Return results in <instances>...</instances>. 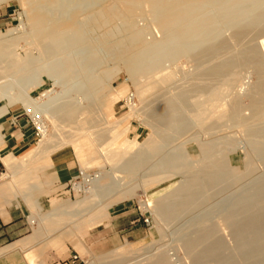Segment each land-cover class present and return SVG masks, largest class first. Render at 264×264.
<instances>
[{"label": "bare ground", "instance_id": "6f19581e", "mask_svg": "<svg viewBox=\"0 0 264 264\" xmlns=\"http://www.w3.org/2000/svg\"><path fill=\"white\" fill-rule=\"evenodd\" d=\"M24 1L27 4L26 17L32 26L31 29L27 32L20 27L22 30L20 29L19 34L9 39L0 36V98L7 100L0 110H4L6 106L18 101L26 106L24 109L28 113L40 121L41 135L36 146L30 152H37L38 155L43 153L42 155H44L55 151L63 144L62 141V143L50 141L54 135L48 134V125L43 117L45 115L51 119V124L55 129L60 120L65 123V126L72 125L71 122L75 116L86 113L87 117L84 118V116L82 121L83 126L78 127L75 131L79 130V134L81 130L91 131L92 123L95 120L92 95L102 85L104 78L111 73L108 68L101 74H94L92 68L106 63L105 59L121 63L134 88V93L124 94L128 111L138 116L143 114L145 121L152 120L148 122L151 132L140 146L137 145L136 141L124 138L127 127L119 128L118 122L110 127L115 130V133L112 139L107 143L105 142L106 144L103 143L101 156L111 163V182L106 185L100 183L106 173H97L90 177L83 168L80 169L83 182L88 187L83 189L80 184L76 186L77 190L83 189L82 191L87 194L72 205L76 208L77 224L72 227L67 223L56 226L54 223L46 224L45 222L46 228L51 232L61 231L65 237L72 239L73 243L79 246V249L87 252L80 240L79 229L81 226L82 228L83 226H91L96 222L103 214L102 210L111 204V200L115 196L131 197L133 187L127 188L128 185H125L126 189L117 191L115 188L117 185L121 188L122 185L118 184L122 180V176L119 174L126 172H128L127 174H136V167L141 162L144 165L143 170L150 168L151 171L137 177V184L146 196L145 207L153 215L157 231L160 234L166 231L176 233L178 235L176 240L190 254L191 264H212L214 261L212 257L221 248L220 238L214 239V235L219 233L221 229L208 226L209 222L206 223V221L209 219L202 218L201 220L202 215L206 212L201 210L202 213L194 215H189V213L201 204L200 200L207 198L205 194L207 191L210 192L208 189L211 186L225 181L223 180L226 177L225 174L228 173L233 179H239L238 177L242 176L250 169V165L253 166L252 164H254L252 162L249 165L246 164L243 171H239L237 166L229 167L232 155L240 149L238 147L240 141L237 143L229 135L221 134L224 127L239 128L240 136H243L244 140L247 141L248 150H251L252 154L257 152L260 157V153H264V37L258 41L261 39L258 38L259 35L264 36V0ZM95 4L97 7L93 8L92 5L95 6ZM139 12H142L150 23L156 25L157 36L147 39L146 30L137 28L134 23L137 21L134 14ZM80 14H84V16L81 15L82 18H80ZM116 20H121L122 23L120 22L118 27H109ZM89 26H93L95 29L104 26V32L100 34L101 38L98 40L91 39L92 36L87 34V27ZM107 26L108 28H105ZM123 29L128 30L126 37L120 38L117 35L116 37L115 34L120 33ZM15 30L18 31L19 29ZM22 35H26L27 40L30 41L28 47L32 45L30 50L24 51V56H20L15 48H12L15 40L20 39ZM93 38L95 37L93 36ZM76 50L80 53L79 57L82 61L78 67L74 62L75 57L71 56V53L76 55ZM100 50H103V56L98 54ZM185 63L190 64V73L189 70L188 72L182 71ZM245 69L250 70L254 76L252 82L244 81L242 74ZM180 70L181 75H188L191 79L187 85L182 86L174 83ZM42 73L52 79L54 84H57L59 80L67 82L70 78L77 80L79 76L82 77L79 78L83 80V83L78 79L80 82L78 85L81 84L79 87L67 89L68 93L71 91L75 93L70 97L71 99L69 98L71 103L68 101L61 102L60 95L52 96L50 90L44 91L41 96L45 98L38 101L41 96L36 99L32 98L29 89L43 84ZM7 74L16 77L15 88L3 84V76H8ZM77 74L76 78L74 75ZM73 76L74 78H72ZM157 78L163 81L157 82ZM78 80L75 82L78 83ZM69 82L72 83L71 80ZM78 85L76 84V86ZM71 86L73 85L71 84ZM156 89L160 90L157 91L159 98L155 104L151 100L153 102L151 105V102L148 103L149 95L155 94L156 92L153 93L152 91ZM63 93L61 92V94ZM129 94H132L133 100ZM95 107L97 109V106ZM58 118H60L59 121H57ZM79 121L81 120L79 119ZM100 122L102 119L98 123ZM94 124L97 125V123ZM77 126L72 127L73 130ZM194 128L197 131L191 133L190 130ZM71 133L70 135H72ZM62 138L65 139V137ZM100 138H102V133L96 132L94 140L98 141ZM78 140H72L76 147L80 145ZM106 140L104 139V141ZM65 141L68 142L66 139ZM191 141L196 145L195 151L198 155L195 154V157L189 153L190 147L187 146ZM116 142H118V149L113 147ZM133 146L140 147L137 155L127 158L122 155L123 152L120 150H128ZM246 151L242 153L246 154ZM27 155L23 156L27 157ZM28 158L30 157L26 158V162L32 159L27 161ZM34 158L39 160L41 157L35 156ZM22 159L23 157L19 161ZM37 159L32 161L36 162ZM16 160L18 161V158ZM24 160L22 163L19 162L22 166ZM122 160V165L118 166ZM11 161L2 162L10 168ZM13 161L15 160L13 159ZM244 161L246 163V159ZM21 165L18 166L21 167ZM169 175L174 176V179L169 181L172 183L171 187L161 190V193L153 199L148 198L160 186L159 180ZM232 182L234 184V181ZM213 190L215 191V189ZM107 195L108 198L104 201L94 199V197L102 198L103 196L107 197ZM261 199L264 201L263 198ZM263 201H260L262 205H264ZM231 202L233 203V201ZM231 202H228L231 206L224 202L226 205L223 206L224 213H233L234 209L235 211L238 210H236V204H231ZM238 205L240 203H237ZM217 206L221 207L219 204ZM261 206L258 205V207ZM212 207H214L213 209L216 208V221L220 225L224 216L222 208L216 207V205ZM260 209H263L264 212V206ZM235 211L236 217L239 216V212L236 213ZM71 212L72 210L66 214L65 212L61 214L67 215ZM220 214L223 216L220 217ZM229 214H225V216L232 215V217L230 216L231 219L229 218L230 220L227 221L225 217L224 221L232 223V218L234 219L235 215ZM238 218H235L233 224L235 222L239 224ZM188 219L191 220L189 222L193 220L199 225L191 228L193 226L191 224V226L189 225L190 228L185 229L186 224L183 222ZM46 221L49 222V220ZM203 223L204 225H201ZM45 224L41 223L43 228ZM182 224L184 228L181 229ZM241 227L231 231L237 233V238H244L243 233L251 232L250 227L244 226V228L243 225ZM45 229L44 231L47 233ZM42 231L41 233H43ZM259 232H261L260 229ZM246 238L250 241L251 236ZM143 253L147 254L148 251ZM153 254L154 256L145 264H174V258L172 259L167 251L158 252L157 250ZM145 257L147 258V256ZM217 261L219 263L222 259Z\"/></svg>", "mask_w": 264, "mask_h": 264}, {"label": "rangeland", "instance_id": "374dc122", "mask_svg": "<svg viewBox=\"0 0 264 264\" xmlns=\"http://www.w3.org/2000/svg\"><path fill=\"white\" fill-rule=\"evenodd\" d=\"M92 7L96 8L97 5L96 4H95V6L92 5ZM26 10H27V4L25 3L24 0H0V36H1V38L3 37L6 39H9L11 37H14L17 34H19V31L22 30L21 28H23L27 32L31 29L32 26L27 21ZM81 15L84 16V14H80L79 15L80 18H82ZM137 15H139V16L137 17ZM142 15H143V17H142ZM134 16L136 17V20H137L136 22L134 21L137 28L146 30V32H147L146 38L147 39H150L152 36L158 35L157 30H156V25L150 23L146 19V17H144L145 15L142 12L136 13V14H134ZM134 16H133V18L135 20ZM120 22H121V20H118V21L116 20L115 23L117 25L113 22V24L110 25L109 27H118L119 26L118 24H120ZM120 27H122V26H120ZM100 28L101 27H96V29H95V27L89 26V27H87V31H88L87 34L89 33L88 35L90 37L92 36L91 39L98 40V38H101L100 34L104 32V26H103V28H101V29ZM105 28H108V26ZM15 29H17V30L19 29V30L16 31ZM92 30H94V31H92ZM121 32H123L124 34H122ZM121 32L115 34V36L117 35L120 38L126 37V35H127L126 32H128V30L123 29ZM93 36L95 38H93ZM263 37H264L263 35H259L258 38H261V39H259L258 41L262 40ZM27 39L28 38L26 35H22V37L20 39L15 40L14 45H13L14 47L12 46V48L13 49L15 48L16 52L20 56H24V51L30 50L32 47V45H30V47H28L30 44V41H28ZM15 44H16V46H15ZM32 52L35 54L34 51H32ZM77 52L78 51L76 50L75 51L76 55H73V53H71V56L73 58L75 57L74 62H75V65L78 67L79 63H81L82 61L79 57L80 53L79 52L77 53ZM98 54L103 56L104 55L103 50H100V52ZM105 60L107 62L102 63L100 66H98L96 68L94 67L95 70L92 68V72L94 74L95 73L101 74L102 71H105L108 68L111 70V73L106 78H104V81H103L102 85L100 86L101 88L99 87L98 90L95 91V93L92 95V100L94 102L93 107L95 110V111L93 110L95 112L93 115V117L95 118L94 122L92 123L93 128H92V126H91L92 129L90 128L91 131L93 130L92 132L89 130L90 132L88 131L89 132L88 133L87 130H86V132L84 130H81V133L79 134V130H77L78 132L75 131L76 129H78V127L80 128L81 126H83L82 121H83L84 116H85L84 118L87 117L86 113H81V114H78L77 116H75L74 117L75 119L71 122L72 125H66L65 126V123L61 122L60 118H58L57 121H59V120L60 121L58 122L57 128H55V129H53V126L51 124V119H48V117L46 115L43 116L45 119V122L48 125V134L50 133V134L54 135V137L51 138L50 141H52L53 143L59 142V141H60L59 143L63 142V144L60 147H58V149H56V150H62V151L69 150L72 153L68 158H65V159L63 158V159L58 161V162L62 163V165H65V166L67 165V166L71 167V169L73 171V176H74V177H72V179L68 180L65 184L62 185L61 188L63 189L64 195H62L60 198H58L57 193L54 191L49 192V193H41L42 199L39 200L40 205H41V214H44L48 211L51 212L52 211L51 209L56 204V202H59L60 200H66V199L68 200V204L70 206L66 207L64 209V212L66 214V212L72 210L71 214L70 213H68L67 215L61 214L59 216H56L55 214H53V216H50V218L52 217L54 220L56 218L58 219L59 222L54 223L56 226H60L62 223H67L73 227L78 222L77 221L78 219L75 216L76 215L75 214L76 208L72 207V205L78 199H81L85 195H87L82 190L84 188L88 187L83 182V178L80 175V169L83 168L90 177H93L97 173H106L104 175V177L102 178V180L100 181V183L102 185H106V184H109L111 182V175H112L111 163H109V161L107 159H106L107 160L106 161L105 158H103L101 156V153L103 152L102 151L103 143L106 144L110 139H112L113 134L115 133V130L110 128L111 126H113V124L115 122H118V126L121 129L127 127V130L124 133V138H126L128 140L136 141L138 146L143 144V141L148 137L149 133L151 132L150 131L151 129L148 126V124H149L148 122H151L152 120L150 121L149 118L146 117L149 121H145L144 120L145 117L143 118V116H144L143 114H142L143 116L141 114H139V116H138V115L131 114L130 111H128V107L126 106V103H125L124 94H126L128 92L134 93V88H133L131 82H129V80H128V76H127V73H126L124 67L122 66L121 63H119L117 61L114 62L111 59H108V60L105 59ZM103 66H105V67H103ZM182 68H183L182 71L186 70L188 72V70H189V73L191 72V67H190L189 63L183 64ZM243 72L244 73L242 75H243L244 81L245 82H252L254 79V76L250 73V70L245 69ZM74 76L76 77V76H78V74L74 75ZM74 76L72 78H74ZM79 77L78 78L76 77L77 80L82 78V77H80V78ZM15 78L16 77L11 76V75L10 76L9 75L3 76L2 82L6 86H11V88H13V87L15 88V82H14ZM42 78H43V84L41 86H38V87L35 86V87L29 89L30 96L34 99L39 98L44 91L50 90V93L52 96H55V95L59 96L60 95V98H61L60 101L61 102L68 101L69 103H71L72 101L70 100L71 99L70 97H72L75 93L73 91L68 93L67 89H69V88L72 89V87L73 88L79 87L81 84L80 85H78V84L80 82L83 83L82 82L83 80H81V79H80L81 80L80 82L78 80V83H76L75 82V81H77L76 79L73 80L70 78L67 80V82L66 81L64 82L63 80H59V82L57 84H54V81L52 79H49V77H47V75H45L43 73H42ZM69 80H71L72 83H70ZM162 81H163L162 79L157 78V82H162ZM190 82H191L190 77L188 75H181V70H180V73H178V75L176 76L175 81H174L175 84H179L182 86L187 85ZM66 83H68V84H66ZM69 83H70V86H69ZM71 84L73 86H71ZM76 84L78 86H76ZM157 91H160V90H158V89L153 90L152 92L153 93L156 92V93L152 94V95L150 94L149 95L150 98L148 97L149 98L148 103L151 102L150 103L151 105L153 103L152 101H154L153 104H155L159 98V92H157ZM58 92H60V93H58ZM61 92L62 93L64 92V93L61 94ZM117 95H118V98H117ZM44 98L45 97L41 96L40 99H38V101H40ZM134 100L136 101L137 99H134ZM115 101H118V102L114 103ZM6 102H7L6 99L0 98V106L5 105ZM11 105L12 106L9 108L16 109L17 111H22L23 115L25 116V113H24V111H25L24 108L26 107L25 105H23L22 103H20L18 101L14 102ZM95 106H97V109H95L96 108ZM96 110H98V111H96ZM100 118L102 119V122L98 123L101 120ZM79 119L81 121H79ZM97 119H100V120L98 121ZM73 123H75V125H73ZM94 123H97L98 126ZM152 123H154V122H152ZM60 125H62L63 128H62V126L60 128ZM95 125H96V127H95ZM64 126L67 128H65ZM69 126H71V127H69ZM75 126H77V127L74 128V130H73L72 127H75ZM231 129L232 130L234 129V130L232 131ZM72 131L74 133H71ZM190 131L192 133V131L196 132L197 130L194 128ZM226 131H227V133H226ZM96 132L102 133V138H100V140H98V141L94 140ZM60 133L61 134L63 133V135H61ZM70 133L72 135H70ZM221 134L229 135L230 138L232 140H236L237 143H239L238 141H240L241 144L243 143L242 146L240 143L238 144L240 151L237 150V152L232 155V158H231L232 161H231V164L229 167H232V166L236 167L237 166L239 171H243V170H245L244 168L246 167V164L249 165L250 162H252L254 164H252L253 166L250 165V169L247 170L242 176H239L238 177L239 179H237V178L233 179L228 173L225 174L226 177L224 176L225 178H223V180H225V181L223 183L211 186L208 189V190H210V192L207 191L205 194L207 198L202 200V201L200 200L201 204H199L196 209L192 210V212H190L189 215L198 214L200 212L202 213V211L206 212V214L204 213V215H202L201 220H202V218L203 219L205 218L206 220L209 219L210 221L205 220L206 223L209 222L210 225L207 224L208 226H212L214 228L221 229V231H219V233H215V235H214V239L220 238L221 248H219L216 251L217 254L215 253L214 257H212V256L211 257L214 261H217L218 259L219 260L222 259V261H219V263H218V261L216 263L214 261H212V264L213 263L214 264H264V212H263V209H260L261 207L264 206L261 204L262 202H260V201H263L261 198L264 199V189L262 190V188L264 187V170H263L264 169V166H263L264 165V160H263L264 159V155H263L264 153H260L261 154L260 157L258 156L259 154L257 152H255L256 154L253 153L254 154L253 155L252 152H250L251 150H248L249 145H248L247 141L244 140V137L242 136L243 137L242 138L240 136L241 131L237 127H224V129L221 131ZM62 137H65V139L68 140V142L66 143L65 139ZM39 138H40V136H36L34 134V140H33L32 144L34 145ZM63 139H64V141H63ZM71 139L72 140H76V139L78 140L79 139L78 140V141H80L79 147L74 146L73 145L74 141H72ZM104 139L105 140L107 139V140L104 141ZM107 145L106 146L104 145V147H107ZM138 146H135V147L133 146V148L131 147L128 150L126 149L124 151L123 150H120V151L124 153V154L122 153V155H125L126 158L132 157V156L137 155L138 152L140 151V149H139L140 147H138ZM187 146L190 147L189 153L191 155H193V157H195V154L198 155V153L195 151L196 145L194 142H192V141L189 142L187 144ZM113 147L117 148L118 142L114 143ZM243 147L246 149H244ZM100 150H101V152H100ZM245 150H247L248 152L246 151V154L242 153ZM126 151H127V153H126ZM257 156H258V158H257ZM261 156H263V157L261 158ZM245 159H246V163L244 161ZM122 162H123V160L121 162H119L118 166H121ZM143 167H144V165L140 162L138 164V166L136 167V170H137L136 174L129 173L130 174L129 175V174H127L128 172L119 174V176L120 175L122 176V180L119 181L118 184L119 185L122 184V185H121V188H119L120 186L118 187V185H117V188H115L116 191L120 190V189H126L125 185L126 186L128 185L127 188L133 187L132 189L134 192L132 191L131 197L124 198V197H120V196H118V197L115 196V198L111 200V204L102 210L103 214L100 216L99 219H97L96 222H94L95 225H93L94 224L93 223L91 226L90 225L86 226V227L83 226V228L81 226V228L79 229V233L81 234V237H82L80 240H81L83 246L85 247V249L87 250V252H84L82 249L79 250L77 247L74 246V244H73L74 241L72 239L66 237V239H63V241H62L63 246H62V250L60 252L63 254H61V259H65V261L70 262L71 258H69V255H71V256L76 255L77 259L75 260V262H73V264H88V263H91V264H140V263L145 264V263H147V261H149L151 259V257L154 256L153 252L158 250V252L167 251V253L171 256V258L172 259L174 258L173 259L174 264H191L190 254L188 253V251H186L180 245V242L176 240V237L178 235L176 233H171L170 231H166L165 233L160 234L156 229V225H155V222L153 219V215L151 214L150 210L145 207V203L147 202V199H146L145 194L143 193V191L140 189L139 185L137 184L138 179H136V178L140 177L143 174H148L151 171V169L148 168L146 170H143L142 169ZM46 172L49 173L50 168H47ZM173 179H174L173 175L162 177L159 180L160 186L157 187L155 192L150 194L148 198L153 199L154 197H156V195H159L161 193L160 192L161 190L163 191L164 189H169L171 187V184H172V183H169V181H171ZM132 181H133V184L135 183L134 185L131 184ZM232 181H234V184ZM79 184L82 186V188H83L82 190H77L76 186H78ZM123 185H124V187H123ZM134 186H136V187H134ZM215 186H217V187H215ZM260 186H263V187H260ZM78 188L81 189L80 187H78ZM219 188H220V190H219ZM221 188H223V189H221ZM213 189H215V191ZM212 190H213V192H212ZM38 194L39 193H37L36 195H38ZM212 196H214V197L212 198ZM105 197L106 196H103L102 198L100 197L101 199L99 197L98 198L94 197V199L97 201H100V200L104 201V200H107L108 195L106 198ZM216 197H218V198H216ZM250 198H252V199H250ZM232 199H234V200H232ZM259 199H261V200H259ZM235 200H236V203H235ZM229 201L230 202L233 201V203L236 204L235 207H236V210L238 209L237 211L239 213L237 211H235V209H234V211L236 213H238L239 216L237 215V217H236V215L234 214V211H233V213H231V212L224 213L225 211H223V206L224 207L226 206L224 202H226L229 206H231L230 203H228ZM256 201H258V202L256 203ZM217 202H219V203H217ZM221 202L223 205L221 204ZM215 203H217V204H215ZM233 203L231 202V204H233ZM237 203L238 204L240 203V205L237 206ZM263 203H264V201H263ZM218 204L221 205V207L217 206ZM246 204H248L247 206H249V207H247ZM256 204H258V205L260 204V206L261 205L262 206L258 207V205H256ZM215 205H216V207L222 208L221 210L223 212L222 211L221 212L224 213L223 214L224 216H223V215H221L222 213L220 212L221 213L220 217L223 216L222 217L223 221L221 220L222 222L220 225H218V222L216 221L217 220V217L215 215L216 208L213 209L214 207H212ZM228 205H227V207H229ZM208 207L210 208V211H208L209 210ZM211 207H212V210H214V211L211 210ZM204 208H206V209L204 210ZM245 208H247V209L245 210ZM29 211H30V213L27 214V216L25 217V220L27 221V232L31 233L33 228H32V225L30 224L31 210L29 209ZM256 211H257V213H256ZM229 213L234 214L235 218L239 217L238 218L239 224H237L236 222H235V224H233V221L236 220L235 218L234 219L232 218V223L227 222L232 217V215H230ZM225 214H227V215L229 214L231 217L230 216L227 217V216H225ZM54 215H55V217H54ZM207 216H208V218H207ZM243 216H245V217H243ZM224 218L227 221H224ZM189 221H191V220L188 219V220L183 222V224L184 223L186 224L185 229H187V227L190 228L191 224L193 225V226H191V228L197 227L199 225V223L197 225L196 221L192 220L193 223L189 222ZM223 222L224 223L226 222V225H224ZM195 223H196V225H195ZM230 223L232 226L230 225ZM183 224L180 227L181 229L184 228ZM201 225H204V223ZM242 225H243V227L244 226L250 227L251 232L250 233H243V236H245L244 238H237V233L235 234V233H232L231 231H233V229H239V227H241ZM236 227H238V228H236ZM259 229L261 232H259ZM261 229H263V230H261ZM249 235L251 236V239H252V240L250 239V241H249V239L246 238L247 236L249 237ZM162 236H164V237H162ZM217 236H219V237H217ZM160 237H161V239H160ZM247 240H248V242H247ZM251 243H252V245H251ZM245 244H246V246H245ZM248 245H250V246H248ZM245 248H247V249H245ZM147 251H148L147 254L143 253V252H147ZM137 254L138 255L140 254V255L138 256ZM150 254H153V255H150ZM188 254H189V256H187ZM142 255H143V257H142ZM216 255H218L217 258H215ZM145 256H147V258ZM132 258H135V259H132ZM137 258H139V259H137ZM140 258H142V259H140ZM93 259H94V261H93ZM212 259L210 258V260H212ZM142 262H144V263H142ZM221 262H223V263H221Z\"/></svg>", "mask_w": 264, "mask_h": 264}, {"label": "crops", "instance_id": "0c3cea01", "mask_svg": "<svg viewBox=\"0 0 264 264\" xmlns=\"http://www.w3.org/2000/svg\"><path fill=\"white\" fill-rule=\"evenodd\" d=\"M116 102L118 101L114 103ZM11 106H6L5 111L0 110V264H73L72 260L67 262L61 259L62 241L66 239L64 233L51 232L46 228V224L59 222L57 218L54 220L50 216L56 215V211L58 216L63 213L64 209L70 206L68 200L56 202L52 211L44 214H41L39 202L42 199L41 193L54 191L58 198L64 195L62 185L74 176L71 167L62 165L58 161L68 158L72 153L69 150H55L44 155L30 152L37 144V142L32 144L33 129L22 111L9 108ZM25 154L32 159L28 158L27 161L30 160L26 162L27 157L23 156ZM11 156L15 161L11 159ZM20 156L25 159L24 167L20 164L23 161V159L19 161ZM35 156L43 159L38 160L34 158ZM15 158H18V161ZM33 159L37 161L34 163ZM2 161L5 163L11 161L10 168ZM18 167L21 169L19 170ZM16 168L17 171H15ZM47 168H50L49 173L46 172ZM37 193L39 194L36 195ZM29 209L31 210L30 224L33 228L31 233L27 232L25 220L30 213ZM41 223L45 224L44 228ZM71 257L69 255V258Z\"/></svg>", "mask_w": 264, "mask_h": 264}, {"label": "built area", "instance_id": "2783aa9c", "mask_svg": "<svg viewBox=\"0 0 264 264\" xmlns=\"http://www.w3.org/2000/svg\"><path fill=\"white\" fill-rule=\"evenodd\" d=\"M130 98H132V94H129ZM128 98V99H130ZM133 100V98L131 99ZM130 101V100H129ZM125 103H126V99H125ZM26 119L28 120L29 124L31 125L32 129H33V133L36 136H40L41 135V126H40V121H38L37 119H35V117L33 115H31L30 113H28L26 110L24 111ZM81 175V174H80ZM77 259L76 255H73L71 257V260L73 262H75V260Z\"/></svg>", "mask_w": 264, "mask_h": 264}]
</instances>
